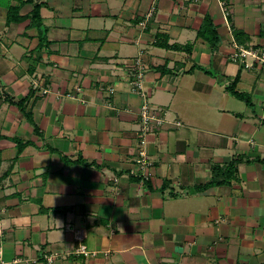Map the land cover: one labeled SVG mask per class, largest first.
I'll return each mask as SVG.
<instances>
[{"label": "crops", "instance_id": "0c3cea01", "mask_svg": "<svg viewBox=\"0 0 264 264\" xmlns=\"http://www.w3.org/2000/svg\"><path fill=\"white\" fill-rule=\"evenodd\" d=\"M233 43L264 51V0H0V259L263 263L264 67ZM137 58L163 110L147 178ZM237 74L250 105L226 89ZM234 158L229 181L214 172ZM77 229L96 255L73 253Z\"/></svg>", "mask_w": 264, "mask_h": 264}, {"label": "built area", "instance_id": "2783aa9c", "mask_svg": "<svg viewBox=\"0 0 264 264\" xmlns=\"http://www.w3.org/2000/svg\"><path fill=\"white\" fill-rule=\"evenodd\" d=\"M220 5L222 6V11L227 19V15H229V11L227 6L223 1H220ZM229 57L233 61L244 63L245 65L252 66L254 62L261 64L264 67V51L258 52L257 50L250 48H243L235 43H233V50L230 52ZM143 76V64L140 58H137L134 62L132 68V80L130 82L131 89L142 98L141 105L139 107V125H138V145L135 157V164L140 171L139 175H142L144 178H147V174L145 173L146 168L151 166L152 161L148 157L146 151L147 144V136L152 131L154 125L161 124L163 122V110L161 108L152 107L147 98L146 89L144 88L142 82ZM32 85L35 89H38L39 83L36 80L32 81ZM42 93L47 94L49 92L48 88L42 89ZM2 233L0 226V235ZM74 239L77 241V246L73 250V253L76 255H82L83 257H89L96 255L95 251H91L84 244V233L81 230L73 231ZM48 262L52 260V256H46ZM15 261L5 262L0 259V264H12Z\"/></svg>", "mask_w": 264, "mask_h": 264}, {"label": "trees", "instance_id": "16d2710c", "mask_svg": "<svg viewBox=\"0 0 264 264\" xmlns=\"http://www.w3.org/2000/svg\"><path fill=\"white\" fill-rule=\"evenodd\" d=\"M32 16H33L34 20L39 18L38 14H37V11H34ZM205 27H206L205 29L202 28V30L200 32H198V35L203 37L205 40H207L209 43L212 44L213 41L216 39V37H215V33H214L213 29H210L209 32L206 31L207 27H210L208 19H206V21H205ZM159 45L163 46L164 48H168V49H178V48H180L177 45H168L167 43H159ZM192 68H194V67H192ZM238 79H239V74H237L233 78L231 83L226 86V89L235 98L243 100L247 105H250L251 104V100H250L249 95L247 93H245V92H242V91H239V90L236 89V83H237ZM12 102H13V100H12ZM14 103H16L20 107V103H21L20 101L14 102ZM238 161H239V158H234L227 165H225L223 168H218L217 167L214 172L221 174L222 178L224 180H228L229 181V179L234 175V173L236 171V164L238 163ZM261 264H264V262L261 263Z\"/></svg>", "mask_w": 264, "mask_h": 264}]
</instances>
